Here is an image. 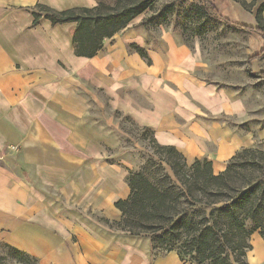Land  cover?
<instances>
[{"label":"crops","instance_id":"crops-1","mask_svg":"<svg viewBox=\"0 0 264 264\" xmlns=\"http://www.w3.org/2000/svg\"><path fill=\"white\" fill-rule=\"evenodd\" d=\"M39 2L57 10L97 4L0 0V149L6 141L21 143V163L30 167V184L18 175L4 181L0 169V240L40 264H196L181 260L176 250L156 254L148 235L112 229L96 217L120 221L115 203L130 194L129 168L114 160L120 153H112L120 149L118 126L106 109L147 127L188 163L207 158L220 173L237 150H264V123L259 127L253 116L257 99L245 97L240 77L206 79L211 65L172 32L149 42L144 27L132 28L138 16L98 54L78 56L75 23L52 24L43 17L32 25V7ZM260 2L242 23L255 25ZM130 44L146 48L152 62L130 51ZM258 60L249 62L254 76ZM226 117L249 119L248 130L231 127ZM251 244L248 262L264 264L259 231Z\"/></svg>","mask_w":264,"mask_h":264},{"label":"trees","instance_id":"trees-1","mask_svg":"<svg viewBox=\"0 0 264 264\" xmlns=\"http://www.w3.org/2000/svg\"><path fill=\"white\" fill-rule=\"evenodd\" d=\"M155 1L97 0L93 7L64 10L39 2L32 7V25H37L43 17L52 24L75 23L72 31L75 54L93 57ZM210 5L216 7L211 0ZM263 11L264 1L256 12L255 25L231 24L264 35ZM128 47L148 63L152 62L146 48L136 44ZM262 57L264 49L250 57L249 62ZM126 118L131 119L128 115ZM142 129L153 135L157 153L162 155L160 162H152L157 170L153 171L151 166L147 171L130 172L127 177L130 194L115 203L122 212L121 220L97 215L98 220L115 230L148 235L156 254L176 250L181 260L196 264H250L247 252L252 248L251 236L255 231L263 236L264 152L257 147L244 148L229 161L224 171L215 174L207 158L196 159L189 165L175 146L158 143L150 129ZM162 162L171 168L173 176ZM160 173L164 175L162 180L157 178ZM149 174H154L156 180ZM0 243L21 262L40 264L38 258L25 251L4 241ZM4 259L5 256L0 257V264Z\"/></svg>","mask_w":264,"mask_h":264},{"label":"rangeland","instance_id":"rangeland-1","mask_svg":"<svg viewBox=\"0 0 264 264\" xmlns=\"http://www.w3.org/2000/svg\"><path fill=\"white\" fill-rule=\"evenodd\" d=\"M258 1L261 0H252V3L248 4L242 0H215L216 7L213 8L210 5V0H156L150 9L136 18L132 28L140 29V25L144 27L150 39L149 42L152 43H156L160 34L167 30L172 32L179 41L186 42L192 48L196 47L201 52L204 61L211 65L210 70L204 73L206 79H225L223 77H226V79L233 81L240 77L246 84L244 88L245 97L248 100L257 99L259 107L253 110L255 111L253 116L260 118L259 127H261L264 123V74H260V72H264V57L259 58L253 67L256 70L255 74H258L255 76L249 72L247 58L264 48V35L257 33L260 35L257 36L246 29L231 24V22L242 23L244 21L248 23L247 21L251 17L250 10ZM229 65L232 67L229 68ZM224 69H228L226 74L218 72ZM250 69L252 71V67ZM231 71L233 74L229 73ZM250 85H253L254 89L249 87ZM99 95L103 97L102 94ZM88 100L90 101L91 98L89 97ZM106 111L114 116L118 126L116 132L121 142L119 150H112V153H120L119 157L114 160L123 161L121 164L129 168V172L147 171V168L151 166L153 171L157 170L156 165L152 162L153 160L160 162L161 160L158 159L162 155L157 153L153 135L151 133L146 134L142 127L126 118V115H119L110 109H106ZM224 120L231 127H236L244 132L248 130L250 124L249 119L242 123H235L233 119L227 117ZM254 147L264 152L260 146L256 145L247 148ZM21 148V143L3 142L0 149V169L3 172L4 181L7 180V177L13 178V176L18 175L30 184V167L23 168ZM242 149L244 148L237 150L236 154ZM192 163L188 164L191 165ZM162 166L173 176V172L166 162H162ZM150 176L156 180L154 174ZM163 176L160 173L157 178L162 180ZM11 253L7 247L0 243V257H6L2 260V264H25L13 257Z\"/></svg>","mask_w":264,"mask_h":264}]
</instances>
